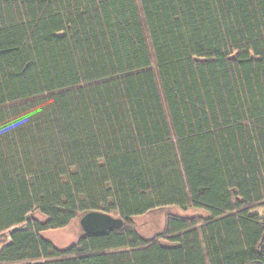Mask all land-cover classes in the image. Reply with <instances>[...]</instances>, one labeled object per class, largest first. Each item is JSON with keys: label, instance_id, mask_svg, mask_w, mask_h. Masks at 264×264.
Masks as SVG:
<instances>
[{"label": "trees", "instance_id": "1", "mask_svg": "<svg viewBox=\"0 0 264 264\" xmlns=\"http://www.w3.org/2000/svg\"><path fill=\"white\" fill-rule=\"evenodd\" d=\"M168 206L210 217L142 237ZM93 211L124 225L43 237ZM7 231L0 264H264V0H0Z\"/></svg>", "mask_w": 264, "mask_h": 264}, {"label": "rangeland", "instance_id": "2", "mask_svg": "<svg viewBox=\"0 0 264 264\" xmlns=\"http://www.w3.org/2000/svg\"><path fill=\"white\" fill-rule=\"evenodd\" d=\"M32 215L39 220H46V218L37 211ZM171 216L202 219H208L210 217L209 213L201 209L190 208L188 210H183L177 206H168L155 209L143 216L135 217L134 222L138 233L142 237L147 240H152L161 235V242L168 245V237L162 235V233L165 231L167 221ZM9 233L10 232L7 231L0 236V244L8 239ZM83 235L84 232L80 225V218L74 220L67 228L50 230L43 233L44 238L60 249H66L78 242L79 238Z\"/></svg>", "mask_w": 264, "mask_h": 264}, {"label": "water", "instance_id": "3", "mask_svg": "<svg viewBox=\"0 0 264 264\" xmlns=\"http://www.w3.org/2000/svg\"><path fill=\"white\" fill-rule=\"evenodd\" d=\"M80 225L85 234L99 236L111 230L121 229L124 221L107 213L93 211L81 217Z\"/></svg>", "mask_w": 264, "mask_h": 264}]
</instances>
